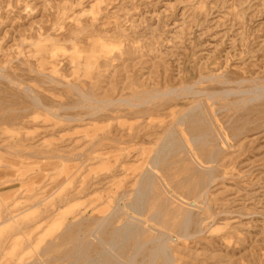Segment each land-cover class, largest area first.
Masks as SVG:
<instances>
[{
	"label": "rangeland",
	"instance_id": "rangeland-1",
	"mask_svg": "<svg viewBox=\"0 0 264 264\" xmlns=\"http://www.w3.org/2000/svg\"><path fill=\"white\" fill-rule=\"evenodd\" d=\"M133 261L264 264V0H0V264Z\"/></svg>",
	"mask_w": 264,
	"mask_h": 264
},
{
	"label": "bare ground",
	"instance_id": "bare-ground-1",
	"mask_svg": "<svg viewBox=\"0 0 264 264\" xmlns=\"http://www.w3.org/2000/svg\"><path fill=\"white\" fill-rule=\"evenodd\" d=\"M186 92V91H185ZM257 92V91H256ZM175 93V92H174ZM187 93V92H186ZM170 95V94H169ZM171 95H172V93H171ZM174 95V94H173ZM180 95V94H179ZM166 96V95H165ZM168 96V95H167ZM217 96V95H216ZM140 97V96H139ZM158 97H159V95H158ZM161 97V96H160ZM163 97V96H162ZM169 97V96H168ZM172 98H173V96H172ZM212 98V97H211ZM180 100V99H179ZM148 101V100H147ZM146 101V102H147ZM176 104V103H175ZM207 115V114H206ZM208 118V117H207ZM199 120V119H198ZM202 120V119H201ZM187 121V120H186ZM180 122V121H179ZM183 122V121H182ZM200 122V121H199ZM184 124L185 123H177L176 124V126H175V128H176V132L178 133V137H176L175 136V134H176V132H174L173 130H171V131H169L168 133H167V135H166V139H167V137H168V141H169V138L170 139H172V140H174L175 142H179V143H181L182 144V146H184L185 148H191L192 146H194L193 144H195V139H192V137H190L189 135H188V131L186 132V130L184 129ZM200 124V123H199ZM199 124H198V121H197V119L196 118H194L193 120H192V118H191V120H190V122H189V126H190V129H193L192 131L193 132H195L196 133V131H198V132H200L199 131V128H200V126H199ZM202 124H204V123H202ZM174 125V124H173ZM188 126V125H187ZM187 126H185V127H187ZM205 127V126H204ZM203 128V127H202ZM198 134V133H197ZM194 135V134H193ZM174 137L176 138V140L174 139ZM165 141V140H164ZM170 142V141H169ZM204 142H206V141H204ZM162 143V142H161ZM177 144V143H176ZM175 144V145H176ZM161 145H163V144H161ZM203 145V144H202ZM204 145H205V143H204ZM208 145V144H207ZM180 146V145H179ZM176 147V146H175ZM160 148V147H159ZM162 148V147H161ZM160 148V149H161ZM194 148V147H193ZM204 149V148H203ZM193 151V150H192ZM201 152V151H200ZM204 153V152H203ZM194 156H196V152H194V153H192ZM162 155V154H161ZM160 156V155H159ZM159 159V158H158ZM157 160V159H156ZM157 164H158V162H157ZM158 165H160V164H158ZM156 168H157V166H155ZM148 182V181H147ZM153 182V181H152ZM148 184V183H147ZM153 184V183H152ZM156 196V195H155ZM147 198V197H146ZM149 198V197H148ZM155 199V198H154ZM157 199H159V198H157ZM146 200V199H145ZM145 200H143V201H145ZM156 200V199H155ZM152 203V202H151ZM143 205V204H142ZM154 206V205H153ZM152 207V206H151ZM151 207H149V209L151 208ZM144 208V207H143ZM142 210V209H141ZM146 211V210H145ZM141 212H143V211H141ZM159 214V213H158ZM173 214V213H172ZM159 216V215H158ZM180 216V215H179ZM178 216V217H179ZM163 218V217H162ZM174 218V217H173ZM183 218V217H182ZM159 219H160V217H159ZM158 219V220H159ZM163 220V219H162ZM165 220V219H164ZM177 220H179V219H177ZM183 220V219H182ZM162 222V221H161ZM127 225V224H126ZM131 226V225H130ZM169 226H173L172 224L171 225H169ZM129 228V227H128ZM124 229V228H123ZM168 229H170V228H168ZM172 229V228H171ZM170 229V230H171ZM127 230V229H126ZM136 231V230H135ZM146 233V232H145ZM117 234V233H116ZM133 235V234H132ZM143 236V235H142ZM120 237V236H119ZM114 238V237H113ZM148 239L150 240L151 238H149L148 237ZM152 239H153V237H152ZM155 239V238H154ZM153 239V240H154ZM113 241V240H112ZM162 241V240H161ZM113 243V242H112ZM139 244H140V242H139ZM138 244V245H139ZM160 244H161V242H160ZM104 247V246H103ZM117 247V246H116ZM115 249H117V248H115ZM174 251H176L177 252V250H175L174 249ZM113 252V251H112ZM165 252H167L166 250H165ZM168 253V252H167ZM169 254V253H168ZM172 254V253H171ZM160 255H161V253H160ZM173 255V254H172ZM158 256V255H157ZM167 257V256H166ZM163 259V258H162ZM130 260H132V258L130 259ZM172 260H173V258H172ZM174 261V260H173ZM129 262V261H128ZM172 264H174L173 262H171ZM124 264V263H123ZM133 264H134V261H133Z\"/></svg>",
	"mask_w": 264,
	"mask_h": 264
}]
</instances>
